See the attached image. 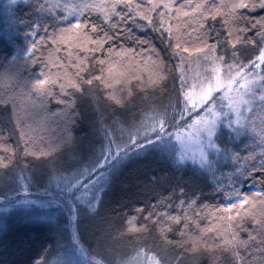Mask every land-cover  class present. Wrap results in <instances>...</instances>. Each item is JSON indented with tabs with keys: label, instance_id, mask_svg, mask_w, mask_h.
Listing matches in <instances>:
<instances>
[{
	"label": "snow or ice",
	"instance_id": "1",
	"mask_svg": "<svg viewBox=\"0 0 264 264\" xmlns=\"http://www.w3.org/2000/svg\"><path fill=\"white\" fill-rule=\"evenodd\" d=\"M18 3H24V0H9L10 5ZM173 7L177 17L188 16L195 23L196 28L189 27L188 35L191 37L192 31L198 33L196 46L185 42L182 47L179 36L182 25L177 26L176 42H171L173 31L168 21L172 19ZM24 8L28 11L23 14L29 18L13 17L5 31V43L0 47V66L10 67L23 57H27L25 65L38 66L34 73L36 78L29 79L24 86L35 89L41 99L52 97L63 105L58 114L65 127L57 145L67 148V158L66 162H57L55 158L42 161L46 168L43 173L37 174L31 161L26 166L20 164L19 148L15 150V157L0 156V202L6 208L38 206L36 211L39 214H28L25 219L46 223L56 236L55 242L44 250L39 264H74L72 257L76 255L81 236L80 229L78 231L81 220L85 216L99 217L102 195L111 187L117 173L132 158L147 154L151 148L157 150L166 166V170L153 177L151 182L167 185L169 195L155 193L154 203L147 207L140 205L136 214L125 215L122 223L129 232L143 234L151 230L150 234H156L165 247L178 249L181 255L168 257L162 255L161 249L153 253L150 264H186L184 256L187 251L183 242L191 241L187 245L189 251H195L200 246L201 237L192 236L188 231L191 219L188 213L199 219L196 207L204 199L203 187L209 186L205 183L209 178L214 181L211 187L227 198L228 202L219 204V209L224 212L223 219L227 221V232L222 233L217 228L215 235L220 239L217 241L213 237L207 240L205 246L221 249L222 256L212 253L215 264H256V258H250L248 253L254 240L253 233L261 237V244L264 245V214H260L259 219L252 216V223L257 227L243 228L244 217L249 215L245 205L252 206L256 200L242 191L241 186L254 177L257 169L259 176L264 177V16L251 18L243 10L264 9V0H228L227 3L221 0L219 4L201 2L178 7L172 5L171 0H149L143 6L132 0H80L75 4H66L64 0H27ZM93 12L100 15L92 19ZM153 12L157 13L155 17L150 14ZM189 12L198 15L192 17ZM221 15L223 19L218 30L215 22L216 17ZM137 17L146 23H137ZM129 23L136 29L155 26L153 31L162 39L169 40L166 47L170 50L169 56L175 57L173 71L178 73L179 83L168 96L167 105L143 102L149 111L139 112V119L109 111L107 119L111 130L115 133L119 127V136L108 135L109 127L104 124L106 117L100 112L98 118L90 123L96 133L104 132L107 144L102 143L98 150L95 149L94 155L83 160L75 148L78 138L74 127L81 119L78 105L91 95L93 87L99 89L101 84L107 83L114 67L108 68L106 76L105 65L111 64V55L134 51L125 48L126 41H135L138 46L148 44L149 50L156 56L153 65L160 70L159 79H163V73L167 71L151 40L133 33ZM13 25L23 31L16 32ZM116 41H119V52ZM61 49L75 70L71 74L72 79L68 78L67 72H64L63 78L59 72H51L53 67H66L55 55ZM74 51H80V54L75 55V63H72ZM190 51L198 53L207 65L204 69L207 74L198 73L195 83H189L185 76V54ZM96 52L101 55H95ZM92 61L98 67L92 66ZM222 69L225 73L223 78L220 74ZM0 75L5 80L11 79L6 72ZM171 79L175 81L177 76L171 75ZM56 84H59V89L54 91ZM62 93H67L66 97H62ZM105 94L116 105L131 104L134 98L131 92L128 93L131 100L117 97L107 89ZM248 96L253 99L258 97L260 101L257 106L259 116L251 121L245 114L251 112L252 100L246 99ZM7 104L9 98L0 96V105ZM4 112L5 115L0 116V141L18 135L24 140L22 151L27 154L31 140L24 131L14 99L11 109H4ZM256 119L260 120L259 126L255 123ZM0 148L13 152L6 143H0ZM32 155L47 153L33 151ZM228 168L231 172L225 171ZM54 180L55 187L49 191ZM258 182L264 185V180L258 179ZM31 187L42 191L45 198L36 201L21 198L17 190L27 193ZM226 187L229 190L225 192ZM257 198L264 205V191ZM173 205L179 207L183 215L172 212L170 208ZM208 207L207 204L202 205L201 210ZM177 231L180 239L175 242L169 240V236ZM200 231L203 233L211 229L206 227ZM241 231H247L246 239L241 236ZM261 250L264 251V248ZM53 254L55 260L51 259ZM259 264H264V257L260 258Z\"/></svg>",
	"mask_w": 264,
	"mask_h": 264
},
{
	"label": "trees",
	"instance_id": "2",
	"mask_svg": "<svg viewBox=\"0 0 264 264\" xmlns=\"http://www.w3.org/2000/svg\"><path fill=\"white\" fill-rule=\"evenodd\" d=\"M27 2V1H26ZM24 2V3H26ZM135 4L146 5L149 0H132ZM168 2V0H165ZM209 3L213 2L219 4L221 0H171V4L174 6L187 5L191 3L195 5L197 3ZM225 3L228 0H224ZM24 3H18L12 8L8 16H3V23L0 25V47H3L5 40V31L9 27L13 17L17 19H25L23 13H26L28 9L24 8ZM122 8L123 5H120ZM119 10V9H118ZM244 13L251 18H259L264 16V9H245ZM153 17L157 13H150ZM100 14L93 12L92 19H95ZM198 13L189 12V16L195 17ZM222 15L216 17L215 27L219 30L221 28ZM137 23H146L142 18L137 17ZM172 25L173 36L171 42L175 43L177 39V26L179 27V36L182 47L185 42L191 46L197 45L196 31L191 32V37L188 35L189 27L195 29L196 25L188 16L181 15L176 16L175 7L172 9V19L168 21ZM16 32H22L13 25ZM129 27H132L129 23ZM155 26H149L146 28L136 29L132 27L133 33L137 36H144L146 39L151 40L152 45L159 53V56L163 60V63L167 67V71L163 73L164 78L159 79L161 75L158 67L153 65L156 60V56L149 50L148 44L137 45L135 41H126L125 48L133 49L134 51H127L120 55L113 53L111 55V64L105 65V74L108 75V68L113 67L111 76H108L107 83L101 84L99 89L93 87L90 96L85 97L78 107L81 108V119L76 121L74 127V134L78 138V143L75 145L76 150L81 153L83 160L89 159L90 156L95 154V149H99L101 144H106V136L103 131L96 133L91 126L90 121L98 118L100 112L106 117L104 124L109 128L111 124L107 119L109 111H115L117 115H124L128 118L139 119V112H147L148 108L144 107L143 102L148 101L150 103H162L167 105L168 96L173 92L176 84L179 83L178 73L173 71V64L176 62L175 57L169 56V49L166 45L169 43L167 38L162 39L161 36L153 31ZM255 31V30H254ZM117 44V51L119 52V41ZM47 47V45L45 46ZM66 47V46H65ZM107 48V43L105 45ZM82 51V50H81ZM80 51H74L72 63H75V55H79ZM59 57V61H63L66 67L58 69L53 67L51 72L53 74L59 72L61 78H63L64 72L69 74V79H72V73L75 71L71 64L68 63L67 54L61 49L55 53ZM91 55V54H90ZM95 55L100 56V52H96ZM108 55L107 52L104 53ZM151 57V59H150ZM191 57V59H189ZM199 54L196 52H189L185 54V70L190 65L195 67L196 63H201L203 60H198ZM27 57H23L20 61L12 66H0V74L8 73L11 79L5 80L0 75V96H6L9 98V104L0 105V116H4V109H11L12 100H15L17 109L19 110L20 117L23 120L24 131L27 133L28 138L31 140L29 145L30 151L25 154L22 149L24 147V140L18 135L8 136L6 141H0V143H6L13 152L9 153L4 148H0V156L7 157L12 155L15 157V150L19 148L20 151V164L27 165L29 161L32 162L33 170L37 174L43 173L46 165L42 161L49 160V158H55L57 162H66L67 148H60L57 145V141L63 135L64 122L58 114V109L63 107L59 105L57 100L52 97H46L41 99L36 94L35 89L25 87V83L34 76L37 70V65L24 64V60ZM196 59L198 62H196ZM190 63V64H189ZM92 66L98 67L95 61L91 62ZM96 75L97 73H93ZM176 75L177 79L173 81L171 75ZM55 78V76H54ZM84 87H88L84 85ZM59 89V84H56L54 91ZM106 89L111 91L117 97H125L131 100L128 93L131 92L134 96L131 104L128 105H116L114 101L110 100L105 94ZM68 91H71L68 88ZM67 93H62V97H66ZM112 105V107H110ZM106 110V111H105ZM17 133L20 129L17 128ZM44 151L47 155L33 156V151ZM244 153L242 152L241 155ZM166 170L165 162L161 160L157 152H152L144 157L135 159L134 161L127 163L115 176L110 188L104 191L102 195L101 203L98 207L99 217L85 216L78 227L80 229L81 236L78 238L83 249L92 257H95L102 264H120L126 262L129 258H132L138 253H146L153 255L154 252L163 249L162 255L171 257L173 254L181 255L178 249H173L171 246L165 247L164 242L156 238V234H150L144 232L143 234L138 232H129L123 225L122 221L125 215H135L136 209L140 205L145 207L154 203L156 199L155 193L159 192L163 196H168L170 188L167 185H158L152 183L153 177L159 175L162 171ZM226 172H231V168L225 169ZM258 179L264 180V177L259 176V169L254 174V177L247 182L242 183V191L250 194L252 199L256 200V203L252 206L245 205L249 215L244 217V229H250L257 227L252 223V216L260 218V214H264V205H261L257 198L261 191H264V185L258 182ZM208 187H203L204 199L199 201L196 207L199 219L193 216L191 212L188 213L191 219L189 220L188 231L192 236H200V246L195 251H189L187 245L191 243L189 240H185L184 247L187 251V255L184 256L186 264H215V257L212 253L215 252L217 256H222L220 248L206 247L207 240L215 237L218 241L219 236L215 235V230L219 228L222 233L227 232V221L223 219L224 212L219 209L220 203H226L227 198L223 193L211 187L214 181L209 178L205 182ZM43 185H41V188ZM226 187L224 191H228ZM19 193L22 190H17ZM38 192L36 187H31L28 192ZM171 205L172 202L168 201ZM209 205L210 207L201 210L202 205ZM163 211L164 209H157ZM172 212L183 215V212L179 207L172 206L170 208ZM210 216L212 218H210ZM140 222L143 220L138 217ZM210 228L211 231L201 233V229ZM241 236L247 238V231H241ZM254 240L251 241V251L248 253L249 257L256 258V264H259L260 258L264 257V245L261 244V237L256 233H253ZM180 239L179 232H173L169 236V240L175 242ZM56 240V236L53 235L46 223L37 222L31 223L22 221H10L4 230L0 232V264H39L40 257L44 254V250L48 248L50 244H53ZM51 251V250H50ZM227 251L226 249L224 250ZM111 254L113 257H110ZM55 255L51 256V259Z\"/></svg>",
	"mask_w": 264,
	"mask_h": 264
},
{
	"label": "rangeland",
	"instance_id": "3",
	"mask_svg": "<svg viewBox=\"0 0 264 264\" xmlns=\"http://www.w3.org/2000/svg\"><path fill=\"white\" fill-rule=\"evenodd\" d=\"M27 0H24V2H26ZM80 0H64V3L66 4H75V3H79ZM97 2H99V0H97ZM17 5V4H16ZM16 5H10L9 4V0H0V25L3 23V16H8L10 10L12 8H14ZM198 60H203L202 58H198ZM198 60L196 59V62H198ZM190 64V63H189ZM207 67V65H205L204 60L201 63H196L195 67H192L190 65V67L185 70V76L186 78L189 80V83H195V77L198 73H204V69ZM248 71H251V69H248ZM259 71V70H257ZM205 75L207 73H204ZM221 78L224 77L225 73L224 70H221ZM258 90V89H257ZM219 90H217L218 92ZM215 94V93H214ZM246 99H251L252 100V104L250 105L251 107V112L248 113L246 112L245 114L248 115L249 120L251 121L253 117H258L259 116V111H258V105L260 103L258 97L253 99L251 96L246 97ZM256 125L259 126L260 124V120L256 119L255 121ZM249 132L251 133V129H249ZM108 135L112 136H119L120 135V129L119 127L117 128V131L115 133L112 132L111 127L109 128V132ZM127 136V132H124V137L126 138ZM244 139H247V137H245ZM249 143L251 144L252 142L249 141ZM258 143V140H257ZM106 144H107V137H106ZM104 143V145H106ZM255 145H253L254 147ZM258 151V150H257ZM152 152H157V150L155 148H151L148 150V153L145 155H141L139 157H134L132 158L128 163L134 161L135 159L144 157L148 154H151ZM56 179H59V177H57ZM55 180L53 182L52 188L49 189V191H52L55 187ZM20 197L21 198H27V199H31L33 201H36L40 198H45L44 197V193L42 191H38V192H23L21 191L20 193ZM104 195V194H103ZM103 197V196H102ZM38 206L37 205H33L30 207H24V206H14L11 208H6V205H4L3 202H0V232L2 230L5 229V227L7 226V224H9V222L12 221H22L25 220L26 222H29L28 220L25 219V216L28 214L31 215H38L39 213L36 211V208ZM39 221L33 222V223H37ZM32 223V222H31ZM70 249V246H69ZM108 255L110 256L111 254L108 253ZM110 257H113L112 255ZM151 255H148L146 253H138L135 256H133L132 258H129L128 260H126V262L120 263V264H150L151 261ZM73 261L74 264H102L101 262H99L97 259H95V257L90 256L82 247V245L80 244V242L78 243V247L76 250V255H74L73 257ZM56 256H54L52 258V260H55Z\"/></svg>",
	"mask_w": 264,
	"mask_h": 264
}]
</instances>
